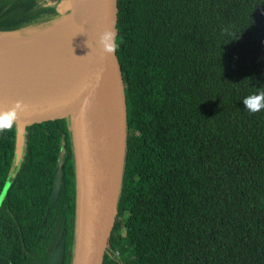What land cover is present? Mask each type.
Returning a JSON list of instances; mask_svg holds the SVG:
<instances>
[{
	"label": "trees",
	"instance_id": "trees-1",
	"mask_svg": "<svg viewBox=\"0 0 264 264\" xmlns=\"http://www.w3.org/2000/svg\"><path fill=\"white\" fill-rule=\"evenodd\" d=\"M45 2L0 0V35L48 27ZM115 29L124 157L101 264H264V110L242 103L264 89V0H117ZM16 129L0 133V264H72L69 120L25 126L18 155Z\"/></svg>",
	"mask_w": 264,
	"mask_h": 264
},
{
	"label": "water",
	"instance_id": "water-1",
	"mask_svg": "<svg viewBox=\"0 0 264 264\" xmlns=\"http://www.w3.org/2000/svg\"><path fill=\"white\" fill-rule=\"evenodd\" d=\"M60 5L58 20L67 11L71 16L67 61L51 70H0V112L18 100L28 105L15 121L17 155L25 126L69 120L76 193L72 264H101L124 157L125 104L116 53L99 45L103 32H116L117 0H61ZM56 21L38 31L61 22ZM34 32L0 37L18 39Z\"/></svg>",
	"mask_w": 264,
	"mask_h": 264
},
{
	"label": "bare ground",
	"instance_id": "bare-ground-1",
	"mask_svg": "<svg viewBox=\"0 0 264 264\" xmlns=\"http://www.w3.org/2000/svg\"><path fill=\"white\" fill-rule=\"evenodd\" d=\"M75 15V6L71 5V16ZM65 19V18H64ZM65 33L69 34V24L57 27L44 35L37 37H25L20 40L10 41L0 45V70L11 67H20L17 70L23 72L42 71L56 69L67 61L69 55V43L59 40ZM11 38V37H10ZM64 41V42H63ZM10 63L11 66H7ZM6 66V67H4ZM15 70V71H17Z\"/></svg>",
	"mask_w": 264,
	"mask_h": 264
},
{
	"label": "clouds",
	"instance_id": "clouds-1",
	"mask_svg": "<svg viewBox=\"0 0 264 264\" xmlns=\"http://www.w3.org/2000/svg\"><path fill=\"white\" fill-rule=\"evenodd\" d=\"M99 45L103 51L113 53L118 47L116 32L112 30L103 32L99 38ZM242 103L249 113L264 110V89H258L256 93L246 96ZM27 107L28 105L18 100L7 111L0 112V133L10 131L18 119V114L25 111Z\"/></svg>",
	"mask_w": 264,
	"mask_h": 264
},
{
	"label": "rangeland",
	"instance_id": "rangeland-1",
	"mask_svg": "<svg viewBox=\"0 0 264 264\" xmlns=\"http://www.w3.org/2000/svg\"><path fill=\"white\" fill-rule=\"evenodd\" d=\"M64 18H65V19H64ZM70 20H71L70 11H67V12H65V13L63 14V16L61 17V19H60L61 22L52 25L51 27H49L48 29H46V30H44V31H38V32H34V33H32V34H28L26 37H29V38H30V37H37V36H40V35H44V34H46V33L48 32V30H52V29L57 28V27L65 26V24H69V25H70ZM10 37H11V38H10ZM66 37H67V36L65 35V33H62V35L59 37V40L62 41V40H64ZM23 38H25V37H23ZM20 39H21V38H18V39H16V38H12V36H10L9 34H6V35L0 37V45H1V44L9 43L10 41H14V40H15V41H16V40L18 41V40H20ZM129 250H130V247H127V249L124 250L123 254L128 253ZM57 252H58V248H56V250L54 251V254L52 255L50 261H52L53 259L56 258V256H57ZM118 256H119V254H118Z\"/></svg>",
	"mask_w": 264,
	"mask_h": 264
},
{
	"label": "flooded vegetation",
	"instance_id": "flooded-vegetation-1",
	"mask_svg": "<svg viewBox=\"0 0 264 264\" xmlns=\"http://www.w3.org/2000/svg\"><path fill=\"white\" fill-rule=\"evenodd\" d=\"M41 2L42 1H46L45 3L46 4H50V5H53V7L55 8V10H56V12H58V10L61 8V5H60V2H61V0H40ZM57 21L56 22H59L60 21V19L58 20V19H56ZM58 248V247H57ZM56 250V249H55ZM58 250H59V248H58ZM54 254V253H53ZM57 254H58V252H57ZM57 257V256H56ZM54 260V259H53Z\"/></svg>",
	"mask_w": 264,
	"mask_h": 264
},
{
	"label": "built area",
	"instance_id": "built-area-1",
	"mask_svg": "<svg viewBox=\"0 0 264 264\" xmlns=\"http://www.w3.org/2000/svg\"><path fill=\"white\" fill-rule=\"evenodd\" d=\"M114 254L116 257H118V252L116 250L114 251Z\"/></svg>",
	"mask_w": 264,
	"mask_h": 264
}]
</instances>
